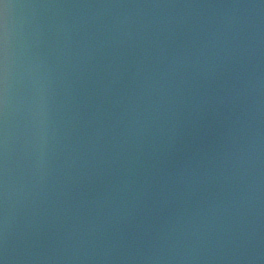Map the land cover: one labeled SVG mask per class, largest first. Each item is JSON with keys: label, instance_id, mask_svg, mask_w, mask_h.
I'll use <instances>...</instances> for the list:
<instances>
[{"label": "water", "instance_id": "obj_1", "mask_svg": "<svg viewBox=\"0 0 264 264\" xmlns=\"http://www.w3.org/2000/svg\"><path fill=\"white\" fill-rule=\"evenodd\" d=\"M0 264H264V0H0Z\"/></svg>", "mask_w": 264, "mask_h": 264}]
</instances>
